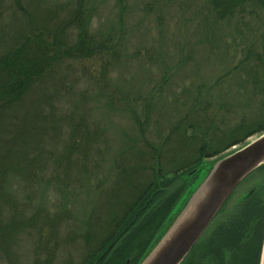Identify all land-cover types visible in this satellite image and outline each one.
Segmentation results:
<instances>
[{
    "label": "trees",
    "instance_id": "1",
    "mask_svg": "<svg viewBox=\"0 0 264 264\" xmlns=\"http://www.w3.org/2000/svg\"><path fill=\"white\" fill-rule=\"evenodd\" d=\"M54 1L0 0V27L10 12L19 28L0 33V264H21L25 241L29 264H141L213 164L264 133V24L251 38L233 32L234 66L213 85L176 93L183 59L128 94L110 86L126 57L123 18L92 32L88 0ZM110 1L126 14L129 0ZM204 5L216 30L264 16V0ZM94 102L129 121L116 150ZM263 246L264 166L183 264H261Z\"/></svg>",
    "mask_w": 264,
    "mask_h": 264
},
{
    "label": "rangeland",
    "instance_id": "2",
    "mask_svg": "<svg viewBox=\"0 0 264 264\" xmlns=\"http://www.w3.org/2000/svg\"><path fill=\"white\" fill-rule=\"evenodd\" d=\"M61 1L65 3L69 0L57 2ZM88 1L95 7L92 32L105 27L115 28L119 18H123L126 57L111 74L110 86L128 94L148 92L159 82L163 69L173 70L183 59L187 62L183 64L185 66L181 65L180 72L174 78L176 93L180 91L179 87L196 86L203 81L213 85L234 66L233 61L225 60V54L233 50V32L240 31L237 33H241V38H251L260 32L264 24L263 16L259 19L246 18L234 21L224 30L213 29L211 23L204 22V17L207 18L204 0H129L126 14L121 13L110 0ZM3 17L0 33L3 32L5 39L8 40L19 28L13 23V15L10 12H5ZM81 85V88H91L86 81ZM165 103L164 112L170 115L172 103L168 100ZM91 110L94 120L111 129L109 137L116 150L120 146L118 130L127 129L128 119L118 112L108 111L103 102L91 103ZM263 135L264 133L249 139L246 144L232 148L227 154L240 151ZM27 242L29 241L23 243L20 253L21 264H29L32 259L28 253L31 244Z\"/></svg>",
    "mask_w": 264,
    "mask_h": 264
},
{
    "label": "water",
    "instance_id": "3",
    "mask_svg": "<svg viewBox=\"0 0 264 264\" xmlns=\"http://www.w3.org/2000/svg\"><path fill=\"white\" fill-rule=\"evenodd\" d=\"M263 166L264 135L217 162L141 264H146L165 239L180 227L184 229L164 247L151 264H183L237 188ZM201 195V202L198 201L199 205L190 220L187 212Z\"/></svg>",
    "mask_w": 264,
    "mask_h": 264
},
{
    "label": "bare ground",
    "instance_id": "4",
    "mask_svg": "<svg viewBox=\"0 0 264 264\" xmlns=\"http://www.w3.org/2000/svg\"><path fill=\"white\" fill-rule=\"evenodd\" d=\"M241 186V185H240ZM239 186V187H240ZM238 187V188H239ZM237 188V189H238ZM236 192V191H235ZM202 196L203 195H201V196H198V198L195 200V202L194 203H192V205H191V207L189 208V210H188V212H187V215L189 214V216H190V220H192V218H193V215H194V213L196 212V209H197V207H198V205H197V203H198V201L200 200V202H201V199H202ZM199 202V203H200ZM191 215H192V217H191ZM189 218V217H188ZM181 228V227H180ZM180 228H178V230H176L175 232H173L171 235H169L168 236V238H166L165 239V241L160 245V247L156 250V252L152 255V257L149 259V261L146 263V264H151L154 260H155V258L162 252V250L164 249V247L165 246H167V244L169 243V242H172L173 240H174V238L177 236V234L179 233V232H181L184 228L182 227L181 229ZM261 264H264V246H263V253H262V260H261Z\"/></svg>",
    "mask_w": 264,
    "mask_h": 264
}]
</instances>
